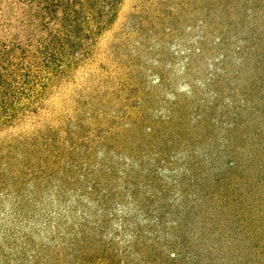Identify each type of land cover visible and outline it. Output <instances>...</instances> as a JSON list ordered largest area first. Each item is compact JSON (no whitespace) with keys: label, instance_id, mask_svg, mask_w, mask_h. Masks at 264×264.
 Listing matches in <instances>:
<instances>
[{"label":"rangeland","instance_id":"1","mask_svg":"<svg viewBox=\"0 0 264 264\" xmlns=\"http://www.w3.org/2000/svg\"><path fill=\"white\" fill-rule=\"evenodd\" d=\"M0 264H264V0H0Z\"/></svg>","mask_w":264,"mask_h":264}]
</instances>
